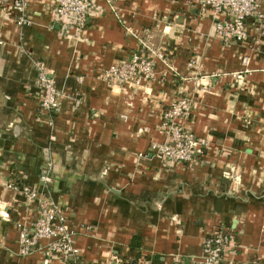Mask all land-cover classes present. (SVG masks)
Instances as JSON below:
<instances>
[{
  "label": "crops",
  "instance_id": "0c3cea01",
  "mask_svg": "<svg viewBox=\"0 0 264 264\" xmlns=\"http://www.w3.org/2000/svg\"><path fill=\"white\" fill-rule=\"evenodd\" d=\"M50 1L27 0L22 28L0 10V264L43 260L18 253V225L37 216L18 186L56 204L80 264H197L218 227L234 237L226 264H264V34L249 20L248 40L224 45L195 0H96L78 30L55 21ZM139 40L165 55L153 80L108 85L102 72ZM38 61L59 94L53 115L39 108ZM179 97L209 146L200 161L163 167L149 148Z\"/></svg>",
  "mask_w": 264,
  "mask_h": 264
},
{
  "label": "built area",
  "instance_id": "2783aa9c",
  "mask_svg": "<svg viewBox=\"0 0 264 264\" xmlns=\"http://www.w3.org/2000/svg\"><path fill=\"white\" fill-rule=\"evenodd\" d=\"M261 2L262 0H195L201 13H211L215 37L224 45L247 41L249 20L254 23L257 33L264 34ZM50 4L57 23L62 26L73 24L74 28L82 30L88 24L96 0H51ZM0 10L4 14H12L18 28L28 24L27 0H0ZM139 43L140 48L126 61L111 65L102 72L101 78L108 85L141 88L153 80L155 63L165 61V55L148 48L142 40ZM247 62L246 58L242 59L243 65ZM188 66H191V62ZM33 68L36 73L39 108L53 115L60 108L55 80L46 72L42 62H34ZM190 107L189 98L179 97L169 104L161 117L160 132L164 141L152 143L149 152L163 167L200 161L209 146L206 139L195 137L184 124ZM21 194L26 202H37V216L27 226L18 225L19 255L26 257L38 252L43 258L42 264H51L52 261L80 264V251L74 244L75 233L66 228L65 219L56 204L49 196L31 187H24ZM233 239L223 227L214 229L202 241L201 259L197 264H226L224 254L227 248L234 246ZM41 241H46V244L38 245Z\"/></svg>",
  "mask_w": 264,
  "mask_h": 264
},
{
  "label": "trees",
  "instance_id": "16d2710c",
  "mask_svg": "<svg viewBox=\"0 0 264 264\" xmlns=\"http://www.w3.org/2000/svg\"><path fill=\"white\" fill-rule=\"evenodd\" d=\"M24 187H28V186H18V189L20 190V191H22V189L24 188ZM137 239L135 238V239H133V244H131V249H134V248H137L138 247V243H137ZM120 264H125V262L124 263H121L120 262ZM129 264V263H128ZM130 264H133V263H130Z\"/></svg>",
  "mask_w": 264,
  "mask_h": 264
}]
</instances>
